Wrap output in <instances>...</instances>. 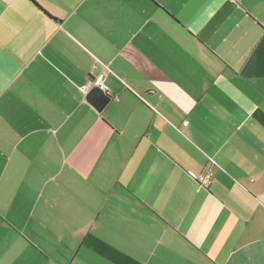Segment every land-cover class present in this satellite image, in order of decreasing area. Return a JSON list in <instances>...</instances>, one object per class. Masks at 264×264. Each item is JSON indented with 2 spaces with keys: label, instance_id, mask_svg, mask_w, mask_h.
<instances>
[{
  "label": "crops",
  "instance_id": "0c3cea01",
  "mask_svg": "<svg viewBox=\"0 0 264 264\" xmlns=\"http://www.w3.org/2000/svg\"><path fill=\"white\" fill-rule=\"evenodd\" d=\"M0 264H264V0H0Z\"/></svg>",
  "mask_w": 264,
  "mask_h": 264
},
{
  "label": "built area",
  "instance_id": "2783aa9c",
  "mask_svg": "<svg viewBox=\"0 0 264 264\" xmlns=\"http://www.w3.org/2000/svg\"><path fill=\"white\" fill-rule=\"evenodd\" d=\"M98 63L101 65L102 70L94 78V80L91 83V85L84 89L85 94H87L91 90V88H93V87H97L101 91H103L104 93L109 94V87L106 84V78H107V75L109 73L108 66L102 64L100 61H98ZM112 98L113 99H118V98H115V97H112ZM189 177L194 182L198 183L200 186H202L203 188L207 189L210 186V184H211V180H212V177H213V172L211 171V169H209L205 174H201V175H196V174H193V173H189Z\"/></svg>",
  "mask_w": 264,
  "mask_h": 264
},
{
  "label": "water",
  "instance_id": "95a60500",
  "mask_svg": "<svg viewBox=\"0 0 264 264\" xmlns=\"http://www.w3.org/2000/svg\"><path fill=\"white\" fill-rule=\"evenodd\" d=\"M86 99L99 113L112 102V97L97 87L91 88V90L87 93Z\"/></svg>",
  "mask_w": 264,
  "mask_h": 264
}]
</instances>
